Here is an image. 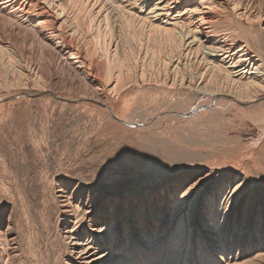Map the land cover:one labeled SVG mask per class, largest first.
I'll list each match as a JSON object with an SVG mask.
<instances>
[{"label":"bare ground","instance_id":"6f19581e","mask_svg":"<svg viewBox=\"0 0 264 264\" xmlns=\"http://www.w3.org/2000/svg\"><path fill=\"white\" fill-rule=\"evenodd\" d=\"M97 1L108 9L101 30L99 25L94 26L95 21L90 11L82 8L81 0H66L64 5L62 0L57 2L58 12L69 16L71 29L67 34L66 26L58 22L60 15L42 0H0V126L15 105L25 103L30 107L33 99H39L44 103L41 106L50 108L57 117L65 108L72 111L70 126L82 121L94 124L96 130L111 127L140 141L152 137L157 144H164L169 141L164 135L179 133L184 144L192 140L203 144L219 137L221 144L233 143L240 148L231 158L237 162L231 165L229 175L236 169L247 173L264 168V28L256 22L257 18L260 22L264 19V0H163L168 7H161L158 13L144 11L141 5L148 0ZM172 3L180 5L179 11L171 10ZM193 7L199 8V13H193ZM66 21L64 18L65 24ZM78 39L84 47L78 45ZM257 84L261 87H256ZM50 121L51 126L57 125ZM251 124L258 125L259 136L244 142L240 132ZM91 128L70 135L67 145L62 142L65 151L74 149L73 158L64 152L55 158L48 141L42 145L35 137V141H30L36 145L32 150L34 158L45 159L50 167L49 179L39 178L47 223L38 225L36 231L45 230V239L40 233L44 243L32 240L33 247H27L38 264H72L81 251L74 240L86 237L97 242L83 228L73 236L87 208L81 209L79 196L76 203H71L75 186L70 188L61 176L72 170L87 182V177L94 175L79 170L81 165L74 169L76 159L83 156L80 146L93 144L97 138L95 129ZM215 141L218 142L217 138ZM198 149L202 151L201 146ZM217 150L220 149L216 148V153ZM179 151L181 155L190 153L185 147ZM229 156L226 153L213 156L220 159L214 161L217 168L204 159L205 164L193 165L189 171L181 170L174 181L159 190L143 189L124 195L101 191L96 219L111 222L114 204L122 207L140 204L146 221L158 227L162 237L177 212L173 200L175 188L192 177L200 178L204 168L209 172L213 168L223 170L229 166L226 161ZM6 163L14 172L22 169L21 162L13 164L8 159ZM9 184L0 180V226L4 229L0 231V249L12 256L13 240L8 238V233L13 229V214L17 215L16 211L23 205L19 203V194L24 193V187L21 182L22 191L16 194ZM213 187L205 186L186 210L195 211L201 201L210 200ZM83 202L88 203L87 196ZM258 211L259 205L254 207L250 197L233 208L228 228L237 230V241L229 252L231 264H264V238L248 228ZM87 223L91 224L92 219ZM133 235L135 243L149 250V254H163L158 237ZM98 243L113 249L103 264H119L128 255L110 239L101 237Z\"/></svg>","mask_w":264,"mask_h":264},{"label":"snow or ice","instance_id":"6c2138e0","mask_svg":"<svg viewBox=\"0 0 264 264\" xmlns=\"http://www.w3.org/2000/svg\"><path fill=\"white\" fill-rule=\"evenodd\" d=\"M141 6L144 11L151 10L153 13H158L161 7H168L163 0H148L147 4ZM179 9V4L172 3V11H179ZM191 11L199 13L200 9L193 7ZM256 22L260 23V18H257ZM237 63L240 62L237 61ZM256 87L259 88L261 85L257 84ZM48 134L57 139H60L62 135H69V133H62L60 128L51 127L48 129ZM40 143L42 145L44 141L41 140ZM35 147L36 145L29 141L25 144L24 151L31 155ZM126 151L128 149L124 147L114 152L95 175L87 177V182L77 177L72 170H69L67 174L61 173L70 188L75 186L71 203H76V198L79 196L81 209L87 208V212L80 216L73 236L76 231L83 228L97 241H89L86 237L74 240L73 243L81 246V251L72 264H81V261L83 264H103L105 260H108L113 249L99 244L101 237L110 239L116 247L125 249L128 255L121 260L123 264H231L229 252L235 247L237 230L228 228L229 218L233 208L246 197L252 199L254 207L259 205V211L254 213L248 228L254 233L258 232L261 238H264V168L258 172L249 170L247 173H241L240 169H236L230 175L228 172L231 165L221 171L213 168L209 172L208 168H204L199 174L200 178L192 177L180 183L173 195L177 212L170 219L162 237L159 235L158 227L146 221L144 208L140 204L130 203L125 207L119 203L114 204L111 222L107 219L97 220L96 204L100 192L119 194L123 188L119 180H109L106 172L112 169L118 176L135 174L145 166V162L150 160V154L133 151L131 153L133 158L124 161L122 157ZM151 164L162 173L174 170V163L173 167H169L167 160L151 159ZM205 172H208V175H204ZM160 179L164 177L161 176ZM209 184L214 185L211 199L201 201L195 211L186 210L189 202ZM85 196L88 197L87 204L83 202ZM90 218L91 224L87 223ZM73 219L75 220V217ZM3 230V226H0V231ZM133 233H138L139 237H158L163 254L159 252L149 254V250L135 243L136 237ZM13 236L14 233H8V238ZM129 256L135 259L129 260ZM8 262L18 264L13 256L0 249V264H8Z\"/></svg>","mask_w":264,"mask_h":264},{"label":"rangeland","instance_id":"374dc122","mask_svg":"<svg viewBox=\"0 0 264 264\" xmlns=\"http://www.w3.org/2000/svg\"><path fill=\"white\" fill-rule=\"evenodd\" d=\"M58 1L61 2V0H42V2L45 3L44 5L49 7V9H51L55 12L57 11V16L60 15L58 22L60 24H62V26H66V29L64 30V32L67 34H70L71 28H70L69 16L66 14L64 15L63 13H62L63 15H61L60 14L61 12H58L59 9L56 7V4ZM74 1H77V0H74ZM64 2L66 4V0H62L61 3L64 5ZM48 3H49V5L50 4L51 5L49 6ZM81 4H82V8L85 7V10L87 12L90 11L88 13H89V15L92 16V18L95 21L94 26L99 25L100 30H101L103 27L102 18L107 14L108 9L104 6V4L100 3L97 0L96 1L95 0H81ZM77 5L78 4L75 3V6H77ZM89 15H87V16H89ZM64 18L67 19L66 24L63 22ZM259 25H260V27L264 28V19L261 20ZM77 43L79 46L84 47V45L82 44V42L79 39L77 40ZM27 49H29L28 46H27ZM3 94H5V93H3ZM41 101L42 100H39V99H33L31 101V103L33 102L32 104H34V105H32L30 103L31 104L30 107H29V105H25V103H21L20 106L15 105V108L12 110V112H10L11 113V115L9 116L10 118L8 117L6 119V121L3 123V125L0 126V158H1L0 159V180H2V181L5 180L6 184L10 183L9 184L10 189L12 188V191H14V193H16V194H18L20 192L19 191L20 189L22 191V188L24 187L23 188L24 193L19 194L21 197V201L19 202L20 199H17V202H19L20 205H22V204L23 205L21 206L20 209H18L16 211L17 215L13 214V216H12V218H13L12 221L15 222L16 224L11 221V223L13 224V225L11 224V228H13L12 233H14V236L11 238V240H13L12 241L13 242L12 247L14 248L12 256L16 259L18 264H38L36 261H34L35 258H33V254H29V248H30V245H32V247L34 245V241L32 243V240H37V241L40 240L39 242L42 243V241H43V243H44V239H45L44 235H46L44 233L45 230L37 233L36 227L38 225H40V226L45 225L47 223L46 215L43 212V211H45V208L41 204L40 191L42 189L39 187L40 186L39 180L45 179L46 177H48V179H49L50 167L48 165V162L45 159L43 160L42 158H34L32 152H31V155H29L28 153H26L24 151L25 144L29 141H31V142H33L35 140L36 141L38 140L37 142H40V140H43L44 142L48 141V147H50L51 152L53 153L55 158L60 157L63 152L65 155H68L71 158L72 152L74 155V149L65 151L64 150L65 147H63L64 145H62L63 144L62 142L65 141L64 143L67 145V142L69 141L70 135L71 136L74 134L76 135V134L80 133L81 131H83L84 129L90 130V129H92L91 127H93V129H95V130H93V133H96L94 136L97 137L95 139L96 141L94 140L93 144L90 142L88 144V146L85 145L86 147L80 146V150H82L83 156H81V158H77L78 161L76 159V165L78 164V166L75 165L74 169H76L75 167H77V169H78L79 165H81L79 170L82 169L84 172L86 170V171H88L86 173L91 172V174H94V175L104 165L105 161L109 157L112 156V154L114 152H116V151H118L124 147H127V149H128V151L124 152V154H123L122 159L124 161H127L128 159L133 158V157H131V153L133 151H136L138 153L150 154V160L148 162H145V166L142 167L141 169H139L135 174H131V175H127V176H118L116 174V172L112 169H110L108 172H106V176L109 178V180L117 179L120 181L123 188L119 194H122V195L128 194V193L131 194L132 192L143 190V189H146V190L147 189H155V190L156 189L157 190L162 189L169 182L174 181L173 178H175V175L178 174L179 171H181V170L189 171V169L193 165H196L198 163H203V164H205V163L211 164L212 163L213 164L215 160H220V159H213L214 157H219V156L225 155V153L228 156H229L230 152L232 154L228 157L229 161H231V162L226 160L229 165H233L234 163L237 162V160H231V158L233 157V155H236L235 153L237 151H239L240 148L234 146L233 143H231V145L221 144L219 141V137H214V138L212 137L209 139L211 142L209 140H206L207 143L205 142L203 144L200 142H194V140L190 141V143L185 142V144H184V139H183L182 135L181 134L179 135V133H178V134H174L175 136L170 135V134H168L167 136L164 135L169 140L168 143L165 142L167 144H165V143L164 144H159V143L157 144L153 140L152 137H147L145 139H142L143 141L141 140L142 141V143H141L140 140H136L133 137H132L133 138V140H132V138H130V136L128 135L127 132L121 131L119 129H114L111 127H110L111 130H110V128H107L106 126L102 127L101 130H96V128L94 127V124H92V126H91L90 123H86V122L83 123L82 121H80L76 125L70 126V121L73 119V112L72 111H70L66 108L63 109V111L59 115V117H60V120H59V117H57L58 116L57 113L51 114L50 108L44 109L43 106H41V104L43 103ZM58 108L60 109L59 105H57L56 110H59ZM50 120H52V121L54 120L57 125L51 126ZM64 123H68V125H66ZM50 127L51 128H60L62 130V133L68 132L69 135L68 136L62 135L60 139H57L56 137L50 136L48 134V129ZM245 129H246V131L242 130L240 132L241 133L240 136H242V139L244 140V142L245 141L250 142L259 136L257 124H251V125H249L248 129L247 128H245ZM98 135H100L99 138H98ZM34 137L36 138L35 140H34ZM176 137H177V139H176ZM170 138H172V139H170ZM216 138H217L218 142L215 141ZM51 140H52V142H51ZM150 140H152V141H150ZM170 142H172L174 144H172ZM177 143H178V145H177ZM186 143H188V144H186ZM170 144L172 145V147ZM232 144H233V146H232ZM186 145H187V147H186ZM168 146H169V148H168ZM198 146L199 147L201 146V150H202V148H204L206 146L205 147L206 149L204 148L202 151H200V149H198L199 148ZM184 147L187 148V150H189L190 153L188 152L187 155L178 154V152H180L179 150H181ZM207 147H208V150H207ZM215 147L217 149H220V150H217V153H216ZM228 147L230 150H228ZM202 153H204L205 155ZM198 156L201 158H198ZM185 158H186V160H185ZM209 158L210 159L212 158L211 162H210ZM8 159L13 164H15L17 162H21L22 163V169H21L22 172L21 171H19V172L15 171L14 172L13 170H10L7 167V163H6V160H8ZM151 159H159L160 161L167 160L169 162V167H173V163H174V170L171 172L162 173L155 165L151 164ZM204 159H206V161ZM81 161H82V163H81ZM198 161H200V162H198ZM204 161H205V163H204ZM208 161H209V163H208ZM188 162L191 163L190 166H188L190 164ZM216 165H217V163L214 165V167L217 168ZM43 175H44V178H43ZM161 176H163L164 179H160ZM21 179H22L21 182H23V187L22 188L20 187V189H19V184L21 183L20 182ZM15 197H16V195H15ZM21 202H23V203H21ZM25 203H28V204H25ZM24 205L26 207H28V205H29V208L27 209ZM41 219H42V221H41ZM34 227H35V229H34ZM15 230H16V232H15ZM35 233H37V234H35ZM40 233L42 234V237L44 239L41 237ZM38 234H40V235L38 236ZM33 236H34V238L36 237L37 239L36 238L32 239ZM27 247H29V248H27ZM53 248L56 250V246H54ZM17 249L19 250L18 252H17Z\"/></svg>","mask_w":264,"mask_h":264}]
</instances>
